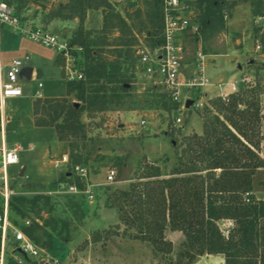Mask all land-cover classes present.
<instances>
[{
    "label": "rangeland",
    "instance_id": "374dc122",
    "mask_svg": "<svg viewBox=\"0 0 264 264\" xmlns=\"http://www.w3.org/2000/svg\"><path fill=\"white\" fill-rule=\"evenodd\" d=\"M106 1L110 8L100 11L102 21L104 19L101 27L97 13L93 12L91 17L90 13L85 14L83 28L87 30L86 33L91 32V28L99 27L105 32L102 35L99 30H95L88 39H95L97 43L105 39L107 44L114 45L125 38H131L135 40L130 47L132 53L134 47L142 42L144 35L153 32L157 21L158 1ZM224 1L221 7L215 9V15H220L221 19L215 21V24L220 25L217 30L197 29L195 35L189 31L184 34V62L189 64L195 54L200 52L205 55L206 76L211 83L238 82L239 87L258 86L256 97L259 119L253 140L258 142L257 154L264 162V54L261 49L256 50L264 32L262 5L264 0L260 1V9L263 12L260 17L251 14L253 7L250 2L253 0ZM3 2L16 11L26 23L65 41L77 31L79 21L74 15L80 13L81 9L75 5L73 12L69 11L67 8L69 0H3ZM59 7L67 8L61 13L63 16L69 15L70 20H56L52 25H41L42 12L44 14L58 12ZM115 14L121 16L126 24L123 32L117 28L120 24L114 18ZM194 14L188 9L187 17L192 24L197 23ZM37 20L40 25L36 24ZM254 27L259 28L258 37L253 33ZM116 50L119 49L104 48L101 50L103 52L101 56L113 61L116 59ZM26 57L28 59L24 61ZM13 58L23 60V66L32 69L34 75L29 80L20 79L18 86L22 91V97L5 100L4 105L5 116L9 119L4 126L6 146L12 149L18 145L20 149L18 162L7 167L8 181L14 188L11 192L13 195L25 197H53L58 194L70 197L68 202L59 201L61 208L57 209L54 215L42 211L38 214L31 213L28 217H13L17 226L24 225L25 219L35 221L39 225L44 221H50L52 216L67 219L69 239L64 241L53 239L51 246L42 239L37 243L39 248L54 256L58 264H224L221 255L203 254L192 258L186 257L184 236L178 231L164 230L162 244L157 242L154 245L140 239L125 237L123 226L113 229L118 224L114 209L103 207L101 203L92 208L89 205L91 202L82 204L81 200L71 197V194H66L62 192L63 190H51V184L59 180L65 171H69L67 165L53 168L51 160L62 154L68 156L69 146L67 142L57 140L53 128L34 127L32 103L37 93L45 98H64L66 94L64 73L54 51L17 36L5 27H0V64L4 66ZM76 62L77 66H83L84 58L78 55ZM121 72L124 73L125 70L122 69ZM125 75L130 76L131 87L123 99L125 102L123 106L105 112H82L79 117L83 124L79 135L84 132V137L94 140L96 145L91 158H101L97 163L89 162L90 165L97 166V171L93 172V168L88 171V181L100 187L105 186V174L112 170L115 178L114 183L109 186L122 190L126 189L130 182L136 181L135 177L143 170L138 166L143 167L145 163L169 172L177 149L171 144L176 142L179 146L186 137L202 133L205 109H208L205 107L210 100L216 98L217 93L216 88H207L203 90L204 98L195 97L196 102H204L203 108L179 112L176 108H169V104L158 100L156 96H150L152 93L146 91L150 86L139 77L135 67L132 66ZM241 79L243 83H240ZM38 84H41L40 88L37 87ZM154 90L159 93L158 89ZM224 92L227 93L229 90L226 89ZM70 101L78 106L76 101L72 99ZM207 114L209 119L218 115L212 108H209ZM176 117L181 119L180 123L175 122ZM141 121L144 122L143 125L140 124ZM1 133L0 130V145ZM117 158L123 159L125 166L121 169L115 165ZM26 183L33 187L26 186ZM243 197L264 200V167L255 171L252 177V191ZM218 226L224 236H227L229 230L234 227L231 221H219ZM106 230L117 233L110 235L107 240L104 237ZM96 236H99L100 240L92 242ZM3 264H28L21 254L13 252L11 230H8Z\"/></svg>",
    "mask_w": 264,
    "mask_h": 264
},
{
    "label": "trees",
    "instance_id": "16d2710c",
    "mask_svg": "<svg viewBox=\"0 0 264 264\" xmlns=\"http://www.w3.org/2000/svg\"><path fill=\"white\" fill-rule=\"evenodd\" d=\"M260 1L262 2H250L253 16H262ZM223 3L224 0H185L187 9L195 13V24L201 31L218 29L220 25L215 24V21L221 19L220 15H215V9ZM75 5L81 9L80 13L74 15L79 22L77 31L67 42L81 48L78 55L84 58V63L77 68L81 71L82 78L65 82L66 94L62 99H35L32 103V115L34 127L53 128L57 140L68 143L67 167L78 165L89 172L93 168V172H96L97 166L90 165L89 162L97 163L101 158H91L96 145L94 140L84 137V132L79 135L83 125L79 117L82 112H105L125 104L123 99L131 87L130 76L126 77L125 72L132 66L135 67L134 51H130L135 40L125 38L114 45L107 44L105 39L101 43H97L95 39L89 40L88 37H91L95 30L86 33L87 30L83 28L86 12L103 11L109 9L110 4L106 0H69L68 10L73 12ZM262 5L264 7V4ZM67 8L59 7L58 12L53 13L42 12L41 25L49 26L56 23V20H70L69 15L63 16L61 13ZM14 12L26 23L16 11ZM114 18L120 24L117 25L119 31L124 30L126 24L121 16L115 14ZM156 18L153 32L144 35L143 42L147 45H155L159 39V6ZM40 23L37 20L36 24ZM258 31L259 28H253L256 37ZM98 32L105 34L102 28ZM260 38L258 46L264 54V32ZM107 47L119 49L115 51V60L108 61L101 56V50ZM122 69L125 70L124 73L121 72ZM146 91L152 93L150 96L154 95L158 100L169 104V108L176 107L166 96L156 93L154 88L148 87ZM257 92L256 85L241 86L224 100L218 97L210 100L205 107L208 109H205L202 133L186 137L179 146L176 142L171 144L177 149L169 172L145 163L143 167L138 166L143 169L142 173L140 172L135 177L136 181L130 182L126 189L111 188L109 185L98 187L89 205L95 208L101 203L103 207L114 209L118 224L113 229L123 226L125 237L154 245L162 241L164 230L169 229L181 232L184 236V254L188 258L203 254L221 255L224 264H264V200L243 197L252 191V177L255 171L264 167V162L257 154L258 142L253 140L259 119ZM71 99L76 101L78 106L71 103ZM209 108L214 109L218 115L209 119ZM116 161L115 165L120 169L125 166L123 159L117 158ZM80 180L65 171L50 188L64 191L68 185L74 184L78 189H82L84 184ZM25 185L29 186V183ZM9 188L11 191L14 189L12 184H9ZM71 197L87 204L83 196ZM68 198L70 197L67 195L59 194L53 197H25L12 193L8 200L9 220L34 244L37 245L40 240L45 239L47 245L51 246L53 239H69L67 219L52 216L50 221H44L42 225L25 219L27 226H17L13 217H28L31 213L38 214L42 211L54 215L57 209L61 208L59 201L68 202ZM1 209L0 198V211ZM219 221L233 223L234 227L229 230L227 236L222 234L218 226ZM116 233L106 230L104 237L108 240L110 235ZM98 240L100 237L96 236L92 242ZM24 260L28 264H36L27 257H24Z\"/></svg>",
    "mask_w": 264,
    "mask_h": 264
},
{
    "label": "built area",
    "instance_id": "2783aa9c",
    "mask_svg": "<svg viewBox=\"0 0 264 264\" xmlns=\"http://www.w3.org/2000/svg\"><path fill=\"white\" fill-rule=\"evenodd\" d=\"M160 11V35L155 45H147L140 42L134 47L133 57L135 68L140 78L144 79L145 84L158 89L160 94L176 105V110L181 112L189 109L198 110L204 107V102H196L195 97H205L203 90L214 87L216 96L224 100L228 95L235 93L239 89L238 82L222 83L218 81L213 84L209 81L205 71V55L197 52L188 64L184 62L183 36L188 31L195 35L197 24H192L188 19V9L185 0H158ZM0 27H5L13 34L26 38L37 45L54 51L61 58V67L65 82L78 81L82 78L81 71L77 68L76 57L81 52V48L70 45L67 41L58 38L44 30L32 27L22 22L14 10L5 2L0 0ZM259 50V46H256ZM28 58H24L26 61ZM24 68L23 60L13 58L4 66L0 64V198L2 199V209L0 211V264L4 263L6 254V244L8 230H11V240L13 252L21 254L33 260L36 264H58V260L44 252L34 244L24 232L13 226L8 217V200L12 195L9 188L7 167L18 162L19 146L8 149L4 138V126L8 122L5 116V100L17 99L22 97V91L18 86L20 80L19 73ZM189 70V71H188ZM31 76V74H30ZM243 83V80H240ZM38 88L41 84L37 85ZM228 89L229 92H224ZM40 98V94H36ZM191 104L186 108V101ZM180 118L176 117L175 122L180 123ZM144 124L143 121L140 122ZM68 164V156L60 155L51 160L53 168H59ZM69 173L79 177L84 186L78 189L76 185L70 184L62 191L66 194L83 196L88 202H92L94 191L100 187L91 184L89 173L86 168L75 165L69 167ZM115 173L109 170L105 174L104 185L114 183ZM247 195V194H246ZM28 222H24L27 226Z\"/></svg>",
    "mask_w": 264,
    "mask_h": 264
},
{
    "label": "water",
    "instance_id": "95a60500",
    "mask_svg": "<svg viewBox=\"0 0 264 264\" xmlns=\"http://www.w3.org/2000/svg\"><path fill=\"white\" fill-rule=\"evenodd\" d=\"M239 68V67H237ZM30 74H31V69L29 68H23L20 73H19V78L24 79V80H29L30 79ZM191 104L190 100L186 101L185 107L187 108Z\"/></svg>",
    "mask_w": 264,
    "mask_h": 264
},
{
    "label": "crops",
    "instance_id": "0c3cea01",
    "mask_svg": "<svg viewBox=\"0 0 264 264\" xmlns=\"http://www.w3.org/2000/svg\"><path fill=\"white\" fill-rule=\"evenodd\" d=\"M100 11H101V10H92V11L87 12V14L90 13L89 16L91 17L93 12L97 13V14L99 15V17H100V27H101L103 21H102V16H101V13H102V12L100 13ZM91 19H92V18H90V20H91ZM88 22H89V21H88ZM84 23H85V22H84ZM84 23H83V24H84ZM88 24H90V23H88ZM100 27H99L98 29H92V28H91V30H99ZM89 28H90V27H89ZM57 56H58V55H57ZM58 58H59V56H58ZM59 61H60V64H62V62H61V58H59ZM33 75H34V73H33L32 69H31V76H30V78H32ZM40 98H45V97L41 96ZM46 98H47V97H46ZM51 98H54V97H51ZM17 99H18V98H17ZM35 99H37V97H36ZM35 99H34V100H35Z\"/></svg>",
    "mask_w": 264,
    "mask_h": 264
}]
</instances>
